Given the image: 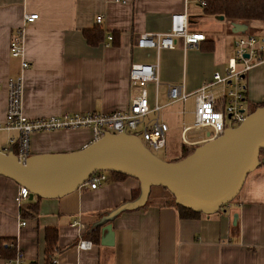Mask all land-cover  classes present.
I'll use <instances>...</instances> for the list:
<instances>
[{"label":"crops","instance_id":"crops-1","mask_svg":"<svg viewBox=\"0 0 264 264\" xmlns=\"http://www.w3.org/2000/svg\"><path fill=\"white\" fill-rule=\"evenodd\" d=\"M200 1L204 2L0 0V122L8 79L21 77V112L29 119L62 112H108L128 104L132 92L129 65L152 64L158 84L148 83L146 93L159 109L148 114L146 121L157 118L167 125L164 160L177 158L181 147L206 141L209 129L203 128L187 132L184 139L190 145L183 144L181 129L191 124L193 99L169 101L167 85L178 84L193 92L213 71L223 70L237 37L259 34L264 23L205 15ZM30 14L37 18L27 24L23 16ZM174 14L186 16L188 31L204 35L196 47H184L180 39L172 48L135 46L141 33L166 32ZM234 25L239 27L234 29ZM17 31L21 55L13 57L8 42ZM22 61L26 68H21ZM240 83L245 108L252 111L264 101V62L253 64ZM0 131L4 133L0 150L11 146L14 152L16 142L9 145L7 140L16 139L17 132ZM92 138L88 128L35 132L29 136L28 153L70 152ZM257 168L247 174L228 209L208 215L183 217L170 205L165 189L151 187L143 207L111 219L110 245L100 243L99 227H89L131 200L138 189L136 179L113 177L95 188L82 184L58 198L16 201L18 185L0 175V238L15 241L21 264H264V164ZM20 221L25 224L19 226ZM47 228L56 231L49 261L44 240ZM79 239L93 246L79 250ZM0 264L6 262L0 258Z\"/></svg>","mask_w":264,"mask_h":264},{"label":"water","instance_id":"water-1","mask_svg":"<svg viewBox=\"0 0 264 264\" xmlns=\"http://www.w3.org/2000/svg\"><path fill=\"white\" fill-rule=\"evenodd\" d=\"M260 151H264V105H257L236 126H225L221 134L175 160L158 158L135 134L104 130L100 137L70 152L29 154L21 160L11 146L0 150V175L24 187L28 200L68 194L95 171L136 179V197L120 203L89 227H99L100 243L110 245L111 219L122 211L143 207L151 187L165 189L174 205L196 213L223 210L238 194L247 174L264 164Z\"/></svg>","mask_w":264,"mask_h":264},{"label":"built area","instance_id":"built-area-1","mask_svg":"<svg viewBox=\"0 0 264 264\" xmlns=\"http://www.w3.org/2000/svg\"><path fill=\"white\" fill-rule=\"evenodd\" d=\"M199 4L203 7L204 2ZM36 14L24 15L25 23L36 20ZM100 22V17L95 23ZM200 32L187 30V21L184 14H174L169 17L168 29L164 33H141L135 46L158 50L172 48L177 39L184 47H196L204 39ZM111 39L110 36L107 37ZM9 54L13 57L21 55V34L17 31L10 36L8 42ZM246 54V56H244ZM264 62V28L259 34H247L237 37L233 42V53L227 58L226 65L221 72L213 71L210 78L203 82L193 92H186L178 84L167 85L166 96L169 101L185 102L188 97L193 99V118L189 126L181 129V141L190 145L184 139L190 130L208 128L206 140L221 134L225 126H236L247 114L243 101V85L240 83L242 75L255 63ZM27 63L21 62V68H26ZM127 78L132 92L125 109H113L108 112L81 111L62 112L29 119L21 112V77L7 80L6 107L0 130H14L16 139L9 137L7 142L11 145L16 142L14 154L23 160L28 153V139L35 132L88 128L92 132V140L100 137L102 131L111 133L125 132L135 134L142 144L150 151L162 150L166 143L167 125L154 118L146 121L148 114H156L159 106L156 101L149 102L146 86L158 84L155 66L152 64L131 63L128 68ZM264 103V101H263ZM264 105V104H263ZM229 120L233 125H225ZM142 128L138 129V125ZM13 151V150H12ZM107 174L104 171L93 172L83 184L95 188L106 182ZM28 191L18 186L15 200L27 199ZM19 222V226L24 225ZM93 244L89 240L79 239L76 248L79 250L90 249ZM53 262L54 260L51 259ZM6 264H21L20 254L6 262Z\"/></svg>","mask_w":264,"mask_h":264},{"label":"trees","instance_id":"trees-1","mask_svg":"<svg viewBox=\"0 0 264 264\" xmlns=\"http://www.w3.org/2000/svg\"><path fill=\"white\" fill-rule=\"evenodd\" d=\"M203 13L205 15H217L220 17L223 16L224 18L232 21H262L264 23V0H204ZM263 104L264 103H261L260 105ZM188 152L190 151H187V148L181 147L180 154L175 159L185 156ZM107 173L108 174L106 181H109L113 177H126V175L123 174L113 172ZM137 193L138 189H136L132 193L131 199L135 198ZM170 205L174 206L175 209L179 212V214L183 217H193L199 214L191 210L182 208L180 206L174 205L171 196ZM55 238V229L47 228L44 231L45 254L47 261H49V259L53 256L52 252L54 250ZM17 252L18 251L16 249L15 241L13 239L0 238L1 259L7 262L12 259Z\"/></svg>","mask_w":264,"mask_h":264},{"label":"rangeland","instance_id":"rangeland-1","mask_svg":"<svg viewBox=\"0 0 264 264\" xmlns=\"http://www.w3.org/2000/svg\"><path fill=\"white\" fill-rule=\"evenodd\" d=\"M245 111H246V113H249L250 112V109L248 108V107H246L245 108ZM225 125H233L229 120H225ZM139 126V125H138ZM3 134L4 133H2L1 131H0V141L3 139L2 137H3ZM196 146V145H195ZM177 147V146H176ZM192 147H194V146H189L188 148H187V151H191V149H192ZM189 153V152H188ZM153 154L155 155V156H157L158 158H160V159H166V156H165V154L163 153V151L162 150H158V151H154L153 152ZM264 155V151H260L259 152V157H261V156H263ZM258 169V168H257ZM106 174H108L106 171H104ZM251 173V172H250ZM250 173H248V174H250ZM169 200H170V197H169ZM170 202V201H169ZM232 204V201H230L226 206H225V208H227L228 206H230ZM228 209V208H227Z\"/></svg>","mask_w":264,"mask_h":264}]
</instances>
